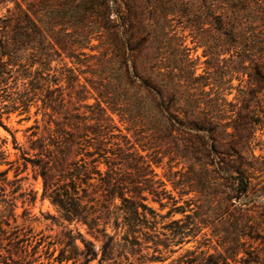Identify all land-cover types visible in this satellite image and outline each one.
I'll return each instance as SVG.
<instances>
[{"label": "trees", "instance_id": "trees-1", "mask_svg": "<svg viewBox=\"0 0 264 264\" xmlns=\"http://www.w3.org/2000/svg\"><path fill=\"white\" fill-rule=\"evenodd\" d=\"M242 1L248 0H0L4 7L14 3L0 16V125L9 130L4 120L13 114L23 117L19 122L34 118L26 130L33 155L24 157V165L41 177L42 198L56 207L55 219L67 223L59 264H92L98 258L94 242L70 228L73 224H85L103 241L99 264H118L121 247L126 264L163 261L159 245L180 244L205 228L222 250H189L173 264H264V156L254 147L257 132L264 130V70L252 53L254 34L238 27ZM258 5L257 19L264 22V0ZM119 35L126 82L143 93L138 106L128 103L126 120L136 126L137 108L142 122L166 124L170 136L182 138L179 152L194 178L189 184L184 173L168 178L175 190L181 188L180 199L108 113L115 102L106 39ZM188 38L195 49L203 48L201 74ZM221 55L230 56L224 65ZM65 57L87 71L76 74ZM84 73L91 74L86 83L80 79ZM91 98L96 102L89 104ZM5 144L0 140V264H36L31 213L17 214L18 200L27 199L18 195L17 180L8 178L14 163ZM191 192L195 198L183 200ZM149 196L162 208L170 205L161 217L180 213L184 221L163 226L168 232L142 233L145 211L155 213L145 203ZM112 221L114 235L107 233ZM120 227L126 229L123 243ZM137 233L154 242V255L141 254Z\"/></svg>", "mask_w": 264, "mask_h": 264}, {"label": "rangeland", "instance_id": "rangeland-1", "mask_svg": "<svg viewBox=\"0 0 264 264\" xmlns=\"http://www.w3.org/2000/svg\"><path fill=\"white\" fill-rule=\"evenodd\" d=\"M20 1V0H19ZM259 0H248L242 1L237 5V20L238 27L243 31L251 32L254 34V41L257 43L256 47L253 49L252 53L255 55V58L263 66L264 70V22L260 19H257V11L259 9L258 5ZM13 8L14 3L8 4L6 7L0 5V16L6 14L7 8ZM121 35L119 38L115 36H109L106 39V42L110 46V56L112 58V66L109 70V82L112 95L114 97V104H111L108 108V113L113 117L115 124L122 130L123 134L131 140L135 145L136 149L148 160L152 161V168L158 175V179L165 181L167 184V189L172 192L174 196L178 199L181 198L180 191L181 188L174 189L168 178L174 176L178 172L186 174V182L189 184L194 178V174L190 172L189 166L191 164L185 159L179 150L183 149L182 138L172 137L166 132V124L155 122L150 118L143 119L139 116L138 109L134 108L133 114L137 116L136 126L129 123L126 119V107L128 103L135 102L138 106V101H141L143 93H138L135 89H130L129 85L126 82V51L123 50V47L119 48L118 43L121 42ZM126 40V39H125ZM262 42V44L260 43ZM95 45H98V41H94ZM189 48H191V57L193 59H198V69L197 74L203 73L206 69L204 61L206 57L203 56V48L195 49V43L192 42L191 38H188L185 43ZM104 47H101L99 50H103ZM229 55H221L220 59L223 61L221 65L226 64V60L229 59ZM124 62V63H123ZM64 63L68 68H76V74L79 72L87 71L86 66L78 65L74 60L65 57ZM57 62L53 64L55 66ZM124 64V65H123ZM249 64V63H248ZM61 67V65L57 66ZM237 76V75H236ZM90 73H84L80 75L82 83H86L85 78H90ZM233 86H238L239 81L235 78L232 81ZM63 85H67L63 82ZM90 88V86L88 85ZM209 88H207L208 90ZM236 90H233V93L228 97L229 100H232L236 95ZM92 94L95 98H98V95L92 91ZM262 101L264 103V89L260 94ZM102 100V99H99ZM89 104L96 102L94 98H91L87 101ZM107 106L106 104H103ZM115 109V111L112 110ZM35 109H32V114ZM23 117H18L16 114H13L10 120H4L6 126L9 130L5 129L0 125V140L6 142L5 150L9 155L10 161H13L14 165L10 168L8 172V178L10 180H17V185L20 187L18 195L21 193L25 194L27 201L23 204L24 198H20L17 202L18 209L17 214L21 215L24 209H28L31 213L30 217L32 219L31 226L33 228V247H36V257H39V261L36 264H59L56 260V257L59 256L61 249L64 247V244H61L64 240V233L66 231L65 225L57 221L58 211L56 207L50 202V200L42 198L43 192V181L41 177H36L35 172L33 171L31 165H28V168L25 169V160L24 157H32L33 153L28 151V136L31 132H27V128L34 124V118L27 121L19 120ZM41 118V117H39ZM15 140H14V137ZM255 153L257 155L264 156V130L257 132V140L255 142ZM27 153V154H25ZM7 168V166L5 167ZM177 180L181 179V176L176 177ZM186 183V184H187ZM190 188L187 187V190ZM32 196H36L35 201L30 202ZM196 196V192H191L188 195H184L183 200L193 199ZM29 198V199H28ZM166 201V200H165ZM120 200L117 199V203L120 204ZM155 213L150 210H146L145 214L147 216L146 222L141 226L142 233H146L148 236L153 234L154 231L151 228L158 231L168 232L167 229H163V226L171 223L172 220L183 219L184 216L180 213L173 214L172 216L161 217L167 215L170 210V205L162 208L159 203L152 201V196L148 197V201L145 202ZM142 212L143 210L140 209ZM122 220V219H121ZM23 220L19 219V224ZM29 224V223H28ZM27 224V225H28ZM70 228H77L80 232V235L86 239L94 242L96 250L98 251V258L93 261L92 264H99V260L102 258V252L100 247L103 244V241H98L88 230V227L85 224H73ZM116 230L113 227V221L111 225L107 228V233L114 235ZM126 229L120 227L118 231V240L123 243L122 237L125 235ZM137 236L140 237V240L143 242V255H148L151 257L154 255L155 245L151 239H145L143 234L137 233ZM149 238V237H148ZM77 244L82 248L81 239L77 240ZM159 249L162 252L163 261L154 262L153 264H173L174 260H177L180 256L184 255L189 250H210L214 252L215 250L221 251L217 239L211 235V229L205 228L200 233L194 235L191 234L184 238V241L180 244H172L168 248H164L162 245H159ZM171 250L173 252H171ZM119 252H116L118 256V264H126V247H121L118 249ZM130 255L129 253H127ZM139 258V254L135 255V259ZM103 264H112L104 262Z\"/></svg>", "mask_w": 264, "mask_h": 264}]
</instances>
